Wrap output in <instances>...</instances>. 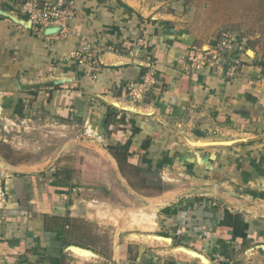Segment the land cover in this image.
I'll return each mask as SVG.
<instances>
[{"label":"crops","instance_id":"obj_1","mask_svg":"<svg viewBox=\"0 0 264 264\" xmlns=\"http://www.w3.org/2000/svg\"><path fill=\"white\" fill-rule=\"evenodd\" d=\"M14 2L0 0V10L14 12ZM74 4L70 27L99 48L101 69L95 78L71 57L76 35H35L0 14L3 111L23 115V109H39L80 131L88 121L102 137L97 142L80 132L67 137L49 160L5 163L0 264H264L259 66L239 54L232 59L237 65L232 77L215 66L193 68L188 59L193 39L174 1ZM139 34L147 36L155 60V83L140 100H128L126 86L140 81L146 70L124 51ZM61 78L67 81L52 83ZM91 154L108 164L122 188L135 185L131 169L143 178V187L150 175L163 179L166 171L176 182L163 181L156 194H137L154 221L145 233H126L113 248L101 247L95 235L85 241L77 234L87 225L96 230L97 217L112 218V177L102 182L107 190L102 198L78 192L88 183ZM80 156L88 161H77ZM80 165L76 183L74 168ZM70 246L91 253H76ZM179 246L202 254L206 262Z\"/></svg>","mask_w":264,"mask_h":264},{"label":"rangeland","instance_id":"obj_2","mask_svg":"<svg viewBox=\"0 0 264 264\" xmlns=\"http://www.w3.org/2000/svg\"><path fill=\"white\" fill-rule=\"evenodd\" d=\"M171 1L176 2L174 10L177 6H181L178 16L186 32L192 37L193 49L197 54L201 53V57L207 56L211 61H217L215 65H219L222 71L218 70L221 73L226 72L230 65L236 63L232 59H237L239 54L247 56L251 61L250 64L259 66L264 79V0ZM223 39L229 40V48H221L220 42ZM214 50L219 52V57L216 59L208 54V52L213 53ZM1 102L0 93V179L5 163L30 165L49 160L67 137L81 132L78 126H66V123L52 120L39 109H23L21 112L23 115L3 111ZM84 157H77L76 160L87 162L88 158L85 160ZM89 159L93 160L87 170L88 180H86L89 184L87 183L84 189L78 192L86 191V198L93 195L100 198L107 191L102 182L112 177V218L97 217L95 219L98 223L94 222L96 230H93L91 225H87L77 231V234L84 237L85 241L92 240V236L95 235L98 237L97 243L108 249L110 245L113 248L121 240L120 237L126 236V233H145L154 220L150 213L146 212V202L137 194L142 196L156 194L162 189L163 181L169 186L174 185L176 182L171 172L166 171L162 176L163 179L157 174L150 175V184L143 187V178L131 169L128 172L132 174L131 179L135 185L126 187L123 184L124 188H122L116 184L113 173L105 161L92 154ZM81 166L74 168L76 183L81 178ZM170 178L168 182L167 179ZM93 183L99 184L98 187L93 186ZM179 188L183 187L179 186ZM101 221L102 223H99ZM127 236L129 240H134Z\"/></svg>","mask_w":264,"mask_h":264},{"label":"built area","instance_id":"obj_3","mask_svg":"<svg viewBox=\"0 0 264 264\" xmlns=\"http://www.w3.org/2000/svg\"><path fill=\"white\" fill-rule=\"evenodd\" d=\"M14 13H22L26 16V19L30 21V29L35 35H60L61 37H66L69 34L76 35L77 41L72 50L71 57L77 66L85 67L91 73L92 78L96 77L101 69V64L98 59L99 48L90 43L86 36L79 34L69 25L76 14L74 0H15ZM47 27H58V30L44 34L43 30ZM129 44V46L124 48L126 55L132 60L140 62L146 70L140 81L131 82L126 86L127 99L140 100L145 91L155 83V60L152 59L150 54L147 36L143 34L135 35ZM220 46L221 48H229V40L223 39L220 42ZM212 52H208L209 56L215 59L219 57L218 51L214 50ZM188 59L193 68L199 69L207 66H215L222 71L219 65H215L217 61H211L207 56L201 57V53L197 54L194 49L189 50ZM236 69V63L230 65L226 70V75L232 77ZM81 135L88 139H95L97 142H102L101 135L96 133L88 121L84 122ZM2 196L3 192L0 190V199Z\"/></svg>","mask_w":264,"mask_h":264},{"label":"water","instance_id":"obj_4","mask_svg":"<svg viewBox=\"0 0 264 264\" xmlns=\"http://www.w3.org/2000/svg\"><path fill=\"white\" fill-rule=\"evenodd\" d=\"M0 14L9 17L12 21H14L15 23H17L19 25L25 26L27 28L30 27V21L28 19H26L25 21L22 19H19L14 12H5V11L0 10ZM57 30H58V27H47L43 30V32H44V34H48V33L56 32ZM66 81H67L66 78H61V79L53 80L52 83L58 84V83L66 82ZM69 248H70V250H72L76 253L83 254V255H88L86 253H89V254L91 253L88 250H85V249H82V248H79L76 246H70ZM178 248L181 251H184V252H186L192 256L198 257L199 259H201V261L206 262V258L202 254H200L194 250L186 249L182 246H179Z\"/></svg>","mask_w":264,"mask_h":264}]
</instances>
